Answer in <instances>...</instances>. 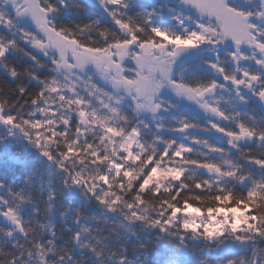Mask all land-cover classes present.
<instances>
[{
	"label": "snow or ice",
	"instance_id": "snow-or-ice-1",
	"mask_svg": "<svg viewBox=\"0 0 264 264\" xmlns=\"http://www.w3.org/2000/svg\"><path fill=\"white\" fill-rule=\"evenodd\" d=\"M0 75V264H264V0H0Z\"/></svg>",
	"mask_w": 264,
	"mask_h": 264
},
{
	"label": "trees",
	"instance_id": "trees-1",
	"mask_svg": "<svg viewBox=\"0 0 264 264\" xmlns=\"http://www.w3.org/2000/svg\"><path fill=\"white\" fill-rule=\"evenodd\" d=\"M139 2L140 3H143V4H150V3H152V0H139ZM10 62L15 63L17 67H21L22 66V62L19 59H15L14 58ZM24 63H26V61H24ZM4 79H6V78H4L2 75H0V81H3ZM252 110L256 113L257 118H259V115H260L259 109L257 107H255V106H253ZM197 191L199 192V191H202V190H199L198 189ZM0 195H6V193H0ZM193 206L194 207H197L198 206V207L203 208V205H201L199 202L195 203ZM228 207L229 208L235 207V205L231 201H229L228 202ZM240 208H243V205H240ZM247 211H248V214L249 215L252 214L253 209H252L251 205L249 206V208H248ZM153 246H154V239H153L152 243L149 244V247L150 248L153 247ZM191 259L193 261V264H199V260L200 259H207V256H206V254L202 250L196 249L195 247H193L192 248V251H191Z\"/></svg>",
	"mask_w": 264,
	"mask_h": 264
},
{
	"label": "rangeland",
	"instance_id": "rangeland-1",
	"mask_svg": "<svg viewBox=\"0 0 264 264\" xmlns=\"http://www.w3.org/2000/svg\"><path fill=\"white\" fill-rule=\"evenodd\" d=\"M34 31H38L36 29H34ZM124 68H125V72L122 73V75H124L125 77H128V78H134L135 77V61H130L128 59H125L123 61V65H122ZM95 72V69H93V73ZM89 75H92V73H89ZM93 80L95 81H98L101 85H103L106 89L110 86H107V85H104V82L100 79L99 75L96 74L94 77H93ZM241 211H244L243 208H240L239 211L237 212V215L240 214ZM245 215H249L248 214V211L244 213ZM178 215H180L178 213ZM193 215H197V214H193ZM229 215H231V213H229ZM223 216V212L217 216V219H220L222 218Z\"/></svg>",
	"mask_w": 264,
	"mask_h": 264
}]
</instances>
